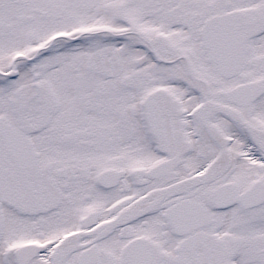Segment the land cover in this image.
<instances>
[{
    "label": "snow or ice",
    "instance_id": "snow-or-ice-1",
    "mask_svg": "<svg viewBox=\"0 0 264 264\" xmlns=\"http://www.w3.org/2000/svg\"><path fill=\"white\" fill-rule=\"evenodd\" d=\"M0 264H264V0H0Z\"/></svg>",
    "mask_w": 264,
    "mask_h": 264
}]
</instances>
